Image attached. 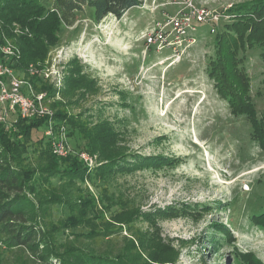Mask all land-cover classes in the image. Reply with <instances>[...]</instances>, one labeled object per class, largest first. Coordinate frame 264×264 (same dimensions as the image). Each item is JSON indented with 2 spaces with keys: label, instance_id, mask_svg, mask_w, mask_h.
Masks as SVG:
<instances>
[{
  "label": "rangeland",
  "instance_id": "1",
  "mask_svg": "<svg viewBox=\"0 0 264 264\" xmlns=\"http://www.w3.org/2000/svg\"><path fill=\"white\" fill-rule=\"evenodd\" d=\"M246 1L195 0L223 13ZM149 3L99 22L85 8L72 25L61 26L59 46L35 63L39 69L50 61L64 72L52 99L42 92L50 105L56 104L54 111L65 114L57 126L64 128L69 147L94 156L91 167L85 164L88 170L112 153L126 160L122 167L127 169L109 178V191L86 181L81 186L104 212L101 218L114 225L118 233L112 236L121 235L117 241L130 238L147 250L140 253L139 264H264V225L258 222L264 214V141L255 137L244 115L231 113L207 76L214 35L231 19L221 18L214 32L211 22L196 23L195 43L172 56L169 49L145 50L140 38L162 13H174L176 7L151 11ZM7 39L0 31V44ZM263 51L264 44L246 48L238 64L249 77L259 117L264 115ZM28 68L18 74L25 78ZM78 77L75 95L63 97L66 80ZM43 80L54 86L52 78ZM72 117L95 132L83 138L77 130L70 133ZM260 124L264 137V117ZM92 128L102 130L97 133L102 143L96 146ZM45 129H32L31 144L18 161L33 160L34 142L47 140ZM5 130L10 140L20 138L16 128ZM134 233L142 243L137 244ZM149 237L159 241L167 254L164 261L146 258ZM2 257L13 264L12 255Z\"/></svg>",
  "mask_w": 264,
  "mask_h": 264
},
{
  "label": "trees",
  "instance_id": "2",
  "mask_svg": "<svg viewBox=\"0 0 264 264\" xmlns=\"http://www.w3.org/2000/svg\"><path fill=\"white\" fill-rule=\"evenodd\" d=\"M142 1L0 0V31L19 52L17 56L4 58V62L21 74L59 46L61 26L72 25L76 14L85 8H91L94 21L99 22L109 14L119 18ZM227 13L231 20L224 22L214 35V56L206 62L207 76L231 113L244 115L257 133L255 137L264 141L259 132L264 115H257L249 92V77L238 66L246 48L264 44V0L232 4ZM25 79L36 92L45 91L52 99L54 86L47 85L39 75L29 73ZM79 82V77L66 80L67 86L60 90L62 96L73 97ZM64 118L60 110L54 111L56 125ZM46 121L45 117L19 118L11 128L17 129L15 135L19 133L21 140L18 137L10 140L0 122V254L12 255L13 264H139L142 244L140 249L130 238L117 241L121 235L112 236L118 233L114 225L101 218L104 212L89 198L87 186H81L86 181L109 191V178L127 169L122 167L125 158L112 153L88 170L73 153L64 157L55 155L49 139L44 141L41 137L34 142L33 160L18 161L17 157L31 142L32 129L45 126ZM70 122V133L77 130L81 138L95 132L88 131L85 121L72 117ZM92 129L96 130L93 133L96 146V141L102 143V137L97 134L102 130ZM143 162L151 163L149 158ZM91 214L99 218L92 219ZM258 217L259 224L264 225V214ZM134 237L137 244L142 243L136 233ZM149 243L146 258L164 261L167 254L161 251L159 241L149 237ZM0 264L12 263L2 257Z\"/></svg>",
  "mask_w": 264,
  "mask_h": 264
},
{
  "label": "built area",
  "instance_id": "3",
  "mask_svg": "<svg viewBox=\"0 0 264 264\" xmlns=\"http://www.w3.org/2000/svg\"><path fill=\"white\" fill-rule=\"evenodd\" d=\"M143 0L138 8L143 7ZM174 5V13H162V17L155 20L152 26L145 28L141 33L144 49L154 48L156 51L164 49L172 50V56L185 53L186 49L195 43L196 38L192 35L196 23L209 21L212 23L210 32H214L215 24L222 19H230L228 13L211 11L195 2V0H150V10L166 5ZM230 6V5H229ZM163 9V8H162ZM18 49L8 39L0 44V122L5 128H11L19 118H46L45 135L49 139L52 152L64 157L70 153L76 155L88 167L93 164V157L82 150H73L69 147L63 127H58L53 119L54 110L49 105L44 92H36L32 84L23 76L19 75L12 67L4 62L7 56L18 55ZM49 59L46 60V62ZM49 67L37 68L30 64L28 71L31 75H39L43 79L54 81V87L62 85L64 72L48 61ZM8 117H12L8 121Z\"/></svg>",
  "mask_w": 264,
  "mask_h": 264
}]
</instances>
